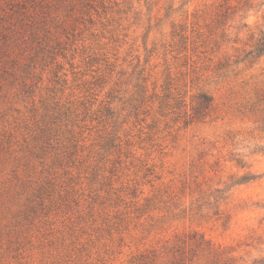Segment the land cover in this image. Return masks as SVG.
Listing matches in <instances>:
<instances>
[{
	"label": "rangeland",
	"instance_id": "rangeland-1",
	"mask_svg": "<svg viewBox=\"0 0 264 264\" xmlns=\"http://www.w3.org/2000/svg\"><path fill=\"white\" fill-rule=\"evenodd\" d=\"M105 1L68 57L58 59L61 74L66 73L76 88L66 90L62 99L73 100L69 96L73 91L84 92L100 77L90 91L95 114L100 116L96 109L111 102L115 117L89 119L85 147L116 124L118 137L131 144L136 159L123 156L124 164L114 171L116 155L100 159L83 151L81 164H69L56 175L70 196L58 185V192L31 212L28 198L42 166L38 160L31 161L35 168L25 166L23 123L30 107L19 86L11 88L8 79L0 94V264H130L154 242L192 229L232 247L239 263L263 257L264 56L225 77L213 70L219 61L234 60L250 49V33L256 31L261 13L252 12L247 21L232 15V10L223 17V0H190L181 11L172 8L178 9L183 0ZM246 22L251 31L244 27ZM174 28L186 30L187 50L172 39ZM56 70L50 65L41 71L37 100L48 88H59L54 85ZM176 88L186 95L187 108L174 111L168 106L174 101L168 99V105L161 101L169 92L176 94ZM201 90L213 96V107L204 119L187 124L188 117L183 116L186 110L190 113L192 98ZM146 163L155 175L143 179ZM241 178L248 180L239 184ZM135 182L143 197L162 194L163 207L164 202L186 207L195 202L211 217L194 223L173 221L164 233L143 240L138 223L144 217L138 221L131 214L129 227L122 230L119 225L120 218L127 217L123 213L134 209L128 189ZM218 196L223 197L220 210L231 215L226 227L207 208Z\"/></svg>",
	"mask_w": 264,
	"mask_h": 264
},
{
	"label": "trees",
	"instance_id": "trees-1",
	"mask_svg": "<svg viewBox=\"0 0 264 264\" xmlns=\"http://www.w3.org/2000/svg\"><path fill=\"white\" fill-rule=\"evenodd\" d=\"M223 1L221 7L226 5L224 10L220 11L223 17H226L230 10L232 15H239L240 19L245 21L252 12L261 13V17L256 22V31L250 33V49L242 50L234 60L227 57L214 66V72L220 77H225L237 66L245 63L253 64L264 56V0L259 3L254 0H239L235 6L229 5L231 0ZM105 2V0H0V94L6 91L8 79H11V88H17L14 86L17 84L19 90L23 92V101L30 107L29 114L23 123V146L28 154V162L25 166L35 168L34 162L31 165L33 160H38L42 166L35 188L32 189L28 198L30 203L27 209L31 212L43 206L46 198L57 193L58 190H61L67 198L70 196V191L61 189L62 186L58 184L56 175L59 170H65L70 166L69 164H81L83 151L89 150L90 155L100 159L116 155L118 159L113 162L114 171L124 164L123 156L133 158V161L136 159V153L131 149V144L128 141L122 143L118 137L116 124L112 131L102 134L85 147L87 137L84 132L89 129L88 120L103 119L111 114L114 116V107H111V102L96 109L100 116L95 114V102L92 101L93 95L90 91L93 90L92 85L99 84L100 77L94 83H89L91 88L86 87L84 92L76 94L73 91L69 95L74 97L73 100L62 99L66 90H76V88H72L74 85H71L66 73L61 74L63 68L58 59L68 57L77 38L83 35L84 30H89L85 29L88 25L94 24L93 16L98 14V9ZM189 2L190 0H183L178 9L174 10L172 7L170 9L181 11ZM81 26H84L83 30ZM244 27L249 29L250 24L246 22ZM171 36L173 40H178L180 47L187 50L190 38L186 30L174 28ZM193 46L195 49L198 48L196 44ZM92 63L93 61L90 60L88 65ZM50 65H56L54 77L57 82L54 85L59 88L56 86L48 88V93L45 96L41 95L37 100V91H41L39 84L43 80L41 71ZM75 75L74 81H77L79 75ZM175 90L176 94L169 92V95L164 96L161 104L164 101L167 104L168 99H171L174 103L167 104L171 106L170 109L175 111L183 106L187 108L186 95H182L177 88ZM213 104V96L208 91L201 90L192 98L190 113L186 110L183 116L188 117L186 123L204 119L210 114ZM100 162L102 161L96 164L99 170ZM144 167L143 179L155 175L152 166L149 167L146 163ZM111 179V177L108 178L109 181ZM247 180L241 178L239 184ZM151 182H153L152 179L148 180V183ZM58 185L59 188L55 191ZM139 186L140 184L135 182L132 187H129L128 196L134 209L123 213L127 217L125 220L120 218L119 225L122 230L123 226L129 227L132 222L131 214H135L138 221L144 217V221L138 223L139 229L144 234L143 240L149 239L153 233L156 236L164 233L173 221L187 219L194 223L211 217L208 214L210 212H205L201 205L196 207L195 202L191 207H186L182 203L168 205L164 202L166 205L163 207L162 194L143 197L144 191ZM222 198L218 196L214 203H208L207 208L212 210L219 220H223V226L226 227L231 221V215H225L220 210L219 202ZM155 212L159 215L155 216ZM256 240L258 244L263 243L261 238ZM234 252L232 247L216 244L204 233L192 229L177 232L173 237L154 242L149 248L133 256L130 264H245L239 263L232 256ZM251 264H264V256L255 259Z\"/></svg>",
	"mask_w": 264,
	"mask_h": 264
}]
</instances>
